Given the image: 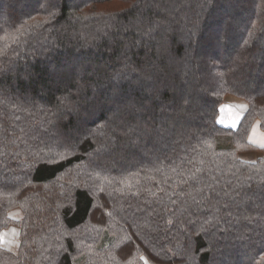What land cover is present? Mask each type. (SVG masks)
Returning a JSON list of instances; mask_svg holds the SVG:
<instances>
[{
  "label": "trees",
  "instance_id": "16d2710c",
  "mask_svg": "<svg viewBox=\"0 0 264 264\" xmlns=\"http://www.w3.org/2000/svg\"><path fill=\"white\" fill-rule=\"evenodd\" d=\"M256 126L264 0H0V264H264Z\"/></svg>",
  "mask_w": 264,
  "mask_h": 264
},
{
  "label": "crops",
  "instance_id": "0c3cea01",
  "mask_svg": "<svg viewBox=\"0 0 264 264\" xmlns=\"http://www.w3.org/2000/svg\"><path fill=\"white\" fill-rule=\"evenodd\" d=\"M248 109L249 104L246 100L228 96L221 107L218 122L223 127L237 129ZM250 139L253 144L261 147L260 145L264 143V131L257 126L254 127ZM261 156V151H252L244 153L240 157L245 161L256 162ZM10 216L15 220H21L23 214L22 211L18 209L12 211ZM20 236L21 229L17 225H12L4 229L0 235V239L3 241L1 246L14 254H18L20 250Z\"/></svg>",
  "mask_w": 264,
  "mask_h": 264
},
{
  "label": "rangeland",
  "instance_id": "374dc122",
  "mask_svg": "<svg viewBox=\"0 0 264 264\" xmlns=\"http://www.w3.org/2000/svg\"><path fill=\"white\" fill-rule=\"evenodd\" d=\"M228 96L237 97V96H234V95H228ZM228 96H226V98H227ZM226 98H225V99H226ZM238 98H239V97H238ZM241 99H242V98H241ZM247 112H248V111H247ZM260 129H262V128H260ZM262 130L264 131V129H262ZM247 152H252V151H247ZM247 152H243V153H241L240 156H241L242 154H244V153H247ZM261 153H262V156H263V152H262V151H261ZM262 156H261V157H262ZM259 159H260V158H259ZM259 159H258V160H259ZM19 211H20V210H19ZM146 264H151V263H150L149 261L146 260Z\"/></svg>",
  "mask_w": 264,
  "mask_h": 264
},
{
  "label": "snow or ice",
  "instance_id": "6c2138e0",
  "mask_svg": "<svg viewBox=\"0 0 264 264\" xmlns=\"http://www.w3.org/2000/svg\"><path fill=\"white\" fill-rule=\"evenodd\" d=\"M260 146L264 147V143H262ZM2 242H3L2 239H0V243H2Z\"/></svg>",
  "mask_w": 264,
  "mask_h": 264
}]
</instances>
